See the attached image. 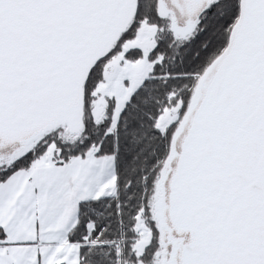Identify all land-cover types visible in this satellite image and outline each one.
Returning <instances> with one entry per match:
<instances>
[{"label": "snow or ice", "instance_id": "1", "mask_svg": "<svg viewBox=\"0 0 264 264\" xmlns=\"http://www.w3.org/2000/svg\"><path fill=\"white\" fill-rule=\"evenodd\" d=\"M0 264H264V0H0Z\"/></svg>", "mask_w": 264, "mask_h": 264}]
</instances>
